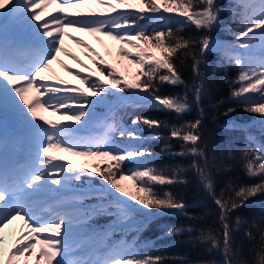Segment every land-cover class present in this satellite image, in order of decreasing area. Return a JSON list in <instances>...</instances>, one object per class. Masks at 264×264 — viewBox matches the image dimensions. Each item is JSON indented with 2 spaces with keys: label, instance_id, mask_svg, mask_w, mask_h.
Masks as SVG:
<instances>
[{
  "label": "snow or ice",
  "instance_id": "6c2138e0",
  "mask_svg": "<svg viewBox=\"0 0 264 264\" xmlns=\"http://www.w3.org/2000/svg\"><path fill=\"white\" fill-rule=\"evenodd\" d=\"M89 4L112 13L117 12L116 4L135 9L142 14L160 13L162 10L164 13H178L186 18V22H191L198 29L207 30H211L217 23L219 15L216 0H135L132 3L129 0H116L115 4L111 0H0V19H11L14 23L26 26L36 45L35 55L26 64L11 63L4 50L0 49V99L10 101L26 119L31 118L30 122L37 129L40 138L31 168L20 175L0 173V264H19L21 257L26 258L27 264L33 256L36 257L35 264H164L163 257L141 253L134 245L127 243L115 246L105 244L104 247L95 249L83 245L74 248L70 244L74 227H86L88 219L96 211H106L108 206L101 203L99 209L80 210L83 201L95 195L91 188L74 195L71 200L61 199L55 203H50L45 194L62 191L73 183H87L85 177L90 180L93 173L106 182L104 189L96 190L97 198L101 200L106 192L110 193V189H115L149 209L164 211L186 208L183 200L178 199L171 191L158 193L152 186L184 182L179 180L182 169H177L173 175L147 165L130 170V175L122 169L124 161L140 164L142 158L150 155L139 146L118 147L110 138L118 131L122 138L140 140L141 137L135 131L112 124L102 137L83 138L76 136L72 125L62 123V120L67 118L77 123L84 121L86 125L88 120L85 117H90L93 106L100 102L95 97L103 100L112 89L119 92L140 90L148 94L144 99L175 112L178 116L182 115L191 106L187 96L159 95V85L184 84L176 61L181 57L186 59L191 56L193 71L201 77L200 83L194 82L192 85L194 99L199 103L204 88L200 65L204 55L213 50L216 44L209 36L194 39L179 34V30L174 32L171 28L152 33L143 27L133 30L132 25L136 24L131 19L133 13L110 16L109 12H97L87 8ZM77 5L85 7L86 11H64L66 7L75 8ZM237 7L242 9L241 27L237 35L238 47L244 51L226 53L227 58L240 68L235 81L239 87L232 91V96L243 98L246 103L245 110L259 114L264 120V0H238ZM143 18L142 15L140 19ZM69 29L97 35L98 39L100 36L108 37L119 43L117 63L133 56V53L126 51L125 45L136 49L135 58L129 62L137 65L139 71L131 80L127 79L115 63L109 64L90 44L72 36ZM66 36L86 49L85 54L97 66L96 71L65 47ZM99 42L104 43L102 40ZM257 47L262 53L259 58L252 55L253 49ZM61 54L74 60L82 68L89 69L90 74L83 75L78 70L71 69L60 59ZM107 55H112L110 50ZM54 63H59L88 87L69 86L66 80L56 74ZM46 73L49 75H45ZM249 93H258L259 96L250 97ZM41 110L62 113V119H48L40 114ZM132 123H142L149 128L163 125L162 121L149 117H137ZM199 126L200 120L173 126L170 136L183 142V151L178 155L193 158L190 167L196 170L201 184L218 207L222 232L217 234L212 229H202L198 239L222 252L223 259L220 264H236L233 259L235 251L232 245L231 214L243 207L250 197L264 194V145L241 153L246 174L258 177L259 183H232L217 195L211 169L219 166L215 160H209L205 149L200 146ZM68 156L107 158L113 163L103 169L100 163L89 167L87 164L74 163ZM125 179L134 181L136 194L126 191L121 185L120 181ZM51 185L58 187L52 189ZM140 193L143 195H139ZM115 207L122 218H127L128 209L123 202H118ZM17 219L22 222L19 234L15 235L11 249H6L4 229ZM241 223V218L236 217V228ZM181 230L173 229L174 232ZM67 256L75 258L66 259ZM258 264H264V250L259 254Z\"/></svg>",
  "mask_w": 264,
  "mask_h": 264
},
{
  "label": "trees",
  "instance_id": "16d2710c",
  "mask_svg": "<svg viewBox=\"0 0 264 264\" xmlns=\"http://www.w3.org/2000/svg\"><path fill=\"white\" fill-rule=\"evenodd\" d=\"M112 1L116 2V0ZM129 2L132 3L135 0H129ZM237 3L238 0H216L219 15L217 23L211 30L198 29L191 22H186V18L178 13H164L163 10L160 13L142 14L120 4L121 8L110 15L133 13L131 19L136 21V24L132 25L133 30L143 27L152 33L167 31L171 28L174 32L179 30V34L194 39L209 36L215 42L216 47L204 55L200 65L204 88L199 103L194 99L192 85L194 82L200 83L201 77L193 71L191 56L186 59L181 57L176 61L181 77L185 81L184 84L159 85L157 93L159 95L187 96L191 106L182 115L178 116L175 112L158 107L154 102L144 99L143 97L148 94L140 90L119 92L117 89H112L103 100L95 97L100 102L93 106L98 109L94 118L98 119L101 114L110 112L109 118L115 125L120 120L126 129L135 131L141 137L140 140L125 139L117 131L110 137L116 146H139L150 153L149 156L142 158L140 164L124 161L121 166L124 172L130 175V170L141 165L161 169L168 175H173L177 169H182L183 171L179 173V180L184 182L164 186L153 184L152 186L158 193L171 191L178 199L183 200L186 208L164 211L157 208L149 209L133 201L131 197H125L122 193L107 186L110 189V193H107L110 201L104 204L108 206L107 210L96 211L88 219L87 226L82 229L86 232L92 231L93 235L85 236L83 246L88 247L89 242L99 237L104 241L112 240L113 246L127 243L134 245L141 253L161 256L164 258V264H220L222 261L221 251L211 248L210 244L198 239L202 229H212L217 234L222 232L218 207L201 184L196 170L190 167L193 158L178 155L183 151V142L172 138L170 132L173 126L178 127L187 122L200 120L198 129L201 135L200 146L205 149L209 160H215L219 166L211 169L217 195L232 183L240 185L259 183L258 177H250L246 174L241 153L264 145V120L259 114L245 110L246 103L243 98L232 96V91L239 87L235 81L240 68L226 56L227 52L243 53L234 50L235 47H233L239 43L237 35L242 19V9L237 7ZM142 15L144 18L140 19ZM0 34L6 39L15 34H24L33 39L31 31L26 26L14 23L11 19L7 21L0 19ZM105 44H107L106 48L102 50L106 55V61L109 64L119 65L117 68L120 73L131 80L139 71L138 66L135 69L129 66L131 57L123 60L122 63H117L119 43L111 40ZM125 48L126 51L132 52L131 47L125 45ZM109 50L112 53L110 56L107 55ZM252 55L259 58L262 53L252 52ZM93 66L96 71V64ZM87 87L88 85L85 86ZM69 94L76 95L75 93ZM248 96L258 98L259 94L249 93ZM10 105V101L5 102L0 99V125L17 129L21 138L33 144L37 139L29 133L31 124L28 123V119L24 121L22 118L13 117L14 111L10 109ZM137 117L156 119L162 121L163 125L158 128H149L142 123L134 125L132 121ZM93 119L88 120L84 126H92ZM95 163H100L103 169L113 162L105 159ZM86 179L89 180L88 177H85ZM90 181L106 186V182H103L96 173H93ZM120 183L126 191L136 194L135 183L132 179H125ZM79 184L82 185L83 182ZM83 202L91 203V198ZM118 202H125L130 206L127 218H122L121 213L115 210ZM236 217H240L242 221L239 228L235 225ZM231 223L233 225L234 261L236 264H242V262L258 264L259 254L264 250V239H262L264 194L250 197L243 207L236 209L231 214ZM176 228L182 230L174 232L173 229Z\"/></svg>",
  "mask_w": 264,
  "mask_h": 264
},
{
  "label": "rangeland",
  "instance_id": "374dc122",
  "mask_svg": "<svg viewBox=\"0 0 264 264\" xmlns=\"http://www.w3.org/2000/svg\"><path fill=\"white\" fill-rule=\"evenodd\" d=\"M61 2H63V0H61ZM111 2L114 4L116 3L115 1H112V0ZM87 8H91L93 11H97V12L100 10H103V11L109 12V15L113 14L107 9H100L99 6H95L91 4L87 5ZM116 8L117 10H119L121 8L120 4H116ZM75 10L86 11V8L77 5L75 8L66 7L64 9L65 12H72ZM54 14H59V13L54 12ZM100 18L103 19L105 17H100ZM68 31L71 33L72 36L79 37L80 39L86 41L93 48H95L98 52H100L101 55L104 56L105 60H107L106 55L104 54L102 48L103 49L106 48L107 44L105 43L111 42V39H109L108 37H104V36H100L98 39L97 35L87 33V32H81L75 29H69ZM10 40L13 41L12 36H10ZM100 40L104 41V43L101 44L99 42ZM65 47H67L69 51L74 52L76 55H78L81 58V60L84 61L85 64H88L90 68L93 71H95L94 66H93L94 64L92 63L93 60L89 58V55L85 54L86 49H84L81 45L75 43L73 40L69 39L67 36L65 37ZM0 49L4 50L7 58L9 59L11 63H19V64H26L27 62L31 60V58L36 53V45L33 39H31L29 45L28 44L19 45V44H14V43H10V45H8L2 40V37H0ZM234 50L241 51V52L244 51L243 49L239 48L238 45L237 47L234 48ZM131 51H132L131 53H133V56L131 57V59H134L135 52L137 50L134 48H131ZM253 53H261V51L257 47L253 49ZM60 59L63 60L64 63L67 64L71 69L78 70L83 75L90 74L89 69L82 68L74 60L70 59L67 56H64L63 54H61ZM117 66L119 67V65ZM129 66L132 67V69H135L137 67V65L132 64V63H129ZM53 69L55 70L56 74L60 78L68 82L69 86H79V87L85 88L86 84L82 83L80 78L76 77L75 75L70 74L59 63H54ZM45 75H49V74L46 73ZM52 83H55V81H52ZM93 108L94 109H92V113L90 117H85V119L90 120L94 118L98 109H96V107H93ZM10 109L14 111L13 117L22 118L25 121L24 115L18 112L12 105H10ZM40 114L44 115L48 119H53V120L62 119V113H54L52 110H48V111L41 110ZM109 115H110V112L101 114L98 119L94 118L93 119L94 122L92 126L91 125L84 126V121L77 123L67 118H64L62 120V123L72 125V127L76 130L75 135L78 137H83V138L102 137L107 132L108 126L114 124L111 118H109ZM30 119L31 118L28 119V123L31 124L30 134L35 135L37 138V141L33 147H31L29 141H27L26 145H29L28 147L29 151H27V154H24L22 159H20L19 157L21 153L20 143L23 142L24 140L21 138L19 139L21 142H19L18 139L7 140L4 136H2V133H4L6 126H0V173L7 174L9 176L20 175L24 171L32 167L33 161L37 155L36 145L40 142V138L37 134V129L33 127V124L30 122ZM117 125H119V127L126 129V126L120 120L118 121ZM45 127H47V125H45ZM15 131L19 133V131H17L16 129ZM64 155H67V154H64ZM68 159L74 161V163L87 164L90 167L96 161L100 162L107 158H87V157L68 156ZM2 160L5 162H2ZM85 181H87V183L83 182L82 185L81 184H71L62 191L47 192L45 194V198L50 203H55L56 201L61 200V199L71 200V198L74 195L80 192L87 191L89 190V188H91V190L93 191V193H95V195L91 198V203L83 202V207L80 209L81 211L89 209V208L99 209L101 203L105 204L108 201H110V198H108L107 196L108 192L105 193L102 200L97 198L98 193H96V190L104 189L105 188L104 185L93 183L92 181L88 179H86ZM57 187L58 186L56 185H51L52 189H56ZM123 203L127 209L130 208V206H128V203H125V202ZM115 210H117V208H115ZM21 223L22 222L19 219H17L16 221H14L12 224L8 225L4 229L3 234L6 238L4 247L6 249H11L13 241H14V238H12V236L19 234ZM84 230L82 228L74 227L73 232L70 237V244H72L74 248H79L82 245L83 239L85 238V236L93 235L92 231L86 232V230L85 231ZM105 244L112 245V240L104 241L102 238L100 239L98 237L94 241L89 242V246L87 248L89 249L100 248V247H104ZM37 251H39V246L37 247ZM73 258L75 257L74 256L66 257V259H73ZM57 259H59V257ZM25 260H26L25 257H21L19 260V264H25ZM35 262H36V257L33 256L31 260L27 261V264H35ZM41 264H44V262H41ZM53 264H55V262H53Z\"/></svg>",
  "mask_w": 264,
  "mask_h": 264
},
{
  "label": "bare ground",
  "instance_id": "6f19581e",
  "mask_svg": "<svg viewBox=\"0 0 264 264\" xmlns=\"http://www.w3.org/2000/svg\"><path fill=\"white\" fill-rule=\"evenodd\" d=\"M2 162H5V161L2 160ZM3 166H4V165H3ZM17 222H18V221H17ZM101 230H102V229H101ZM108 231H109V230H108ZM10 233H11V232H10ZM7 237H8V236H7ZM12 238H15V236H12Z\"/></svg>",
  "mask_w": 264,
  "mask_h": 264
}]
</instances>
